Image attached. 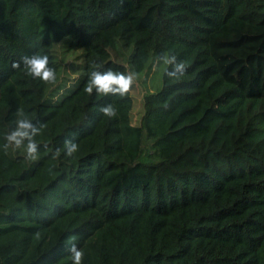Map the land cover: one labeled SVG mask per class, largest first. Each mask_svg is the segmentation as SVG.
Returning a JSON list of instances; mask_svg holds the SVG:
<instances>
[{
  "label": "trees",
  "instance_id": "16d2710c",
  "mask_svg": "<svg viewBox=\"0 0 264 264\" xmlns=\"http://www.w3.org/2000/svg\"><path fill=\"white\" fill-rule=\"evenodd\" d=\"M36 52L55 84L12 68ZM165 53L187 71L137 122L131 91L84 92ZM17 109L44 125L35 161L3 148ZM72 243L83 264H264V0H0V264H71Z\"/></svg>",
  "mask_w": 264,
  "mask_h": 264
},
{
  "label": "clouds",
  "instance_id": "9594fccd",
  "mask_svg": "<svg viewBox=\"0 0 264 264\" xmlns=\"http://www.w3.org/2000/svg\"><path fill=\"white\" fill-rule=\"evenodd\" d=\"M166 65L165 75L169 79L178 80L187 71L186 63L179 60L176 55L165 53L159 55L152 63L151 70L159 72L161 66ZM13 69L22 70L32 79L39 80L44 84H55L57 79L56 69L50 66L49 56L39 52L30 55H23L18 61L12 64ZM138 73L132 70L125 72L93 70L89 73L88 80L84 87V92L89 96L93 94L99 97L119 96L124 97L129 94L137 81ZM99 111L103 116L114 118L117 110L112 104L101 106ZM14 127L11 128L4 137V150L13 148L22 150L25 158L35 161L38 159L40 145L36 142V137L41 134L43 124L33 122L28 119L21 109L15 113ZM79 150V145L72 139H65L62 149H56L55 156L59 157L63 152L66 158L73 157L74 153ZM70 253L71 264H83V251L78 248L76 243H72L68 248Z\"/></svg>",
  "mask_w": 264,
  "mask_h": 264
},
{
  "label": "rangeland",
  "instance_id": "374dc122",
  "mask_svg": "<svg viewBox=\"0 0 264 264\" xmlns=\"http://www.w3.org/2000/svg\"><path fill=\"white\" fill-rule=\"evenodd\" d=\"M65 56L66 62H70L73 60L74 54L72 52H67ZM79 61L80 60H76V62ZM165 66L166 65L161 66L159 72L154 73L150 70L147 74H142L137 77V81L131 90V94L134 97L133 118L135 122L138 121L143 112L144 94L148 91L154 90L157 86H160V78Z\"/></svg>",
  "mask_w": 264,
  "mask_h": 264
}]
</instances>
